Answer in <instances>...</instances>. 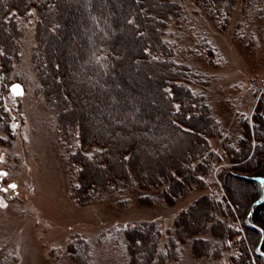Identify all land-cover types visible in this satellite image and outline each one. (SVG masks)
Instances as JSON below:
<instances>
[{
	"label": "trees",
	"instance_id": "16d2710c",
	"mask_svg": "<svg viewBox=\"0 0 264 264\" xmlns=\"http://www.w3.org/2000/svg\"><path fill=\"white\" fill-rule=\"evenodd\" d=\"M235 2L199 0L222 25ZM255 5L264 6V0H244V7ZM182 11L181 0H0V145L10 136L5 75L21 58L20 18L34 12L41 92L58 114L63 136H78L72 158L80 166L76 196L91 201L110 188L136 186L160 190L173 204L194 190L222 186L225 197L207 191L177 215L164 251L158 223L122 226L127 250L140 262L164 263L178 260L188 239L195 257H216L225 245L236 248L246 240L250 248L227 264H254L250 249L260 233L245 219L257 187L247 174L264 158V95L252 121L240 120L241 135L231 145L199 91L201 75L176 61L167 39L168 26ZM215 137L230 155L228 168L214 170L223 163L210 143ZM228 217L239 219V243L231 240L237 233ZM255 219L264 226V205ZM204 233L210 237L200 238ZM255 257L261 264L263 258Z\"/></svg>",
	"mask_w": 264,
	"mask_h": 264
},
{
	"label": "rangeland",
	"instance_id": "374dc122",
	"mask_svg": "<svg viewBox=\"0 0 264 264\" xmlns=\"http://www.w3.org/2000/svg\"><path fill=\"white\" fill-rule=\"evenodd\" d=\"M181 2V18L171 21L167 39L174 45L176 61L201 75L199 91L207 97L227 141L234 145L241 135L240 120L252 121L264 95V6L247 8L244 0H236L229 21L222 25V19L211 17L199 0ZM20 22L21 58L5 75L4 104L11 122L10 136L5 135L0 145V264H227L230 256L250 248L243 240L236 248L225 245L216 257H195L193 240L188 239L180 244L176 261L150 258L140 262L132 256L122 226L139 221L158 223L163 249L174 236V219L179 213L207 191H215L220 198L225 191L219 185L209 186L168 204L160 190L148 193L126 186L110 188L91 201L79 199L75 189L80 166L72 159L79 149L78 136H63L58 114L41 92L34 66L36 14L30 12ZM14 83L21 86L20 96L10 91ZM221 141L210 138L223 157L214 170L232 165ZM247 175L256 182L257 192L248 203L250 216L245 222L260 233L250 254L254 264L256 255L264 264V226L255 219L264 205V158L255 173ZM227 220L237 233L231 240L239 243L243 234L239 219Z\"/></svg>",
	"mask_w": 264,
	"mask_h": 264
},
{
	"label": "water",
	"instance_id": "95a60500",
	"mask_svg": "<svg viewBox=\"0 0 264 264\" xmlns=\"http://www.w3.org/2000/svg\"><path fill=\"white\" fill-rule=\"evenodd\" d=\"M16 86H19V88L17 89V91L22 92V89H21L20 84H19V83H14V84H12V85L10 86V91H11L14 95H17V94H16V91H14V89H16ZM18 96H20V95H18ZM11 185H14V184H11Z\"/></svg>",
	"mask_w": 264,
	"mask_h": 264
},
{
	"label": "snow or ice",
	"instance_id": "6c2138e0",
	"mask_svg": "<svg viewBox=\"0 0 264 264\" xmlns=\"http://www.w3.org/2000/svg\"><path fill=\"white\" fill-rule=\"evenodd\" d=\"M18 88H19V86H16V89H14V91H16V94H17V95H21L22 92L17 91ZM262 183H264V181H262ZM10 187L15 188L16 185H10ZM4 191H7V189H4ZM257 203H260V201H257Z\"/></svg>",
	"mask_w": 264,
	"mask_h": 264
}]
</instances>
